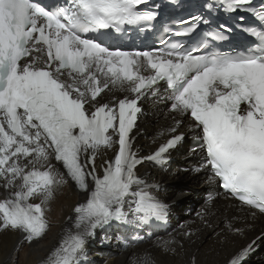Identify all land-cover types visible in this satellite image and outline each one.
<instances>
[{
    "label": "snow or ice",
    "instance_id": "6c2138e0",
    "mask_svg": "<svg viewBox=\"0 0 264 264\" xmlns=\"http://www.w3.org/2000/svg\"><path fill=\"white\" fill-rule=\"evenodd\" d=\"M146 3L66 0L47 7L36 0H0V189L6 193L0 198V232L39 243L50 230L47 213L63 187L71 182L86 196L73 209L74 230L47 264H81L89 240L114 223L166 222L167 205L152 195L137 166L145 159L166 163L185 139L183 127L194 134L210 180L239 201L248 218L264 217V4L207 5L209 11L247 12L260 21L259 29H246L256 43L244 51L215 47L232 31L223 24L196 33L201 22L209 23L203 16L180 20L188 26L176 31L166 26L158 49L122 50L103 39L152 26L158 13L143 10ZM187 36L188 42L176 39ZM161 83L174 122L159 134L167 139L140 157L134 129L141 101L156 96ZM210 215L198 213L205 228L214 229ZM237 218L215 232L222 242L243 234L233 222ZM254 244L229 264H243ZM158 247L175 252L183 244L168 239ZM133 264L155 261L142 256Z\"/></svg>",
    "mask_w": 264,
    "mask_h": 264
},
{
    "label": "bare ground",
    "instance_id": "6f19581e",
    "mask_svg": "<svg viewBox=\"0 0 264 264\" xmlns=\"http://www.w3.org/2000/svg\"><path fill=\"white\" fill-rule=\"evenodd\" d=\"M145 103L138 131H134L135 148L142 152L141 156L148 155L167 139V136L161 137L159 134L173 124L172 117L175 115L165 98L163 101L147 98ZM182 130L186 140H189L192 133L187 127ZM190 154L183 147L173 154L176 161L172 164L140 167L142 179L150 186L152 195L169 204L173 231L148 238L147 232L138 231L139 227L114 223L98 230L96 240H89L87 256L81 264H133L134 259L142 256H148L155 264H193V261L196 264H226L231 256L253 241V248L257 250L243 264H264V217L258 216L255 220L248 218L246 213L239 210V202L228 196L219 195L214 201H198V196L212 188L214 183L208 171L192 174L182 170L181 163H191L199 155L197 152L189 158ZM111 155L107 154L108 157ZM5 195L0 189V198ZM85 199V194L79 192L71 182L64 186L50 205L47 213L50 230L39 243L28 244L19 234L0 232V264H47L67 231L73 229V219L70 218L75 216L74 207L85 202ZM188 205L195 209L193 216L185 213ZM205 210L212 213L207 219L212 221L214 229L205 228L198 216ZM233 216L238 217L233 222L245 230L242 235H231L224 243L215 232L221 230L223 222ZM186 231L193 232V236L185 237L183 233ZM168 239L180 241L183 247L175 252L158 247L159 242Z\"/></svg>",
    "mask_w": 264,
    "mask_h": 264
},
{
    "label": "rangeland",
    "instance_id": "374dc122",
    "mask_svg": "<svg viewBox=\"0 0 264 264\" xmlns=\"http://www.w3.org/2000/svg\"><path fill=\"white\" fill-rule=\"evenodd\" d=\"M203 195H204V192H203L201 195L198 196V198H197L198 201H203V200H204V199H203V198H204ZM188 206H189V207H188ZM188 206L185 207L186 215H188V216H193L192 214L195 212V209H194V207H193L192 205H191V206L188 205ZM188 209L191 210L190 213H187V210H188ZM171 231H173V230H171ZM171 231H170V232H171ZM263 251H264V250H263ZM257 263H258V262H257Z\"/></svg>",
    "mask_w": 264,
    "mask_h": 264
}]
</instances>
